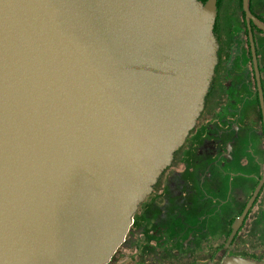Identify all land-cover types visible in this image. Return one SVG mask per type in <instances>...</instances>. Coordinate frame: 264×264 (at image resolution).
I'll return each mask as SVG.
<instances>
[{
  "label": "water",
  "instance_id": "water-1",
  "mask_svg": "<svg viewBox=\"0 0 264 264\" xmlns=\"http://www.w3.org/2000/svg\"><path fill=\"white\" fill-rule=\"evenodd\" d=\"M216 14L0 0V264L109 261L204 108Z\"/></svg>",
  "mask_w": 264,
  "mask_h": 264
},
{
  "label": "flooded vegetation",
  "instance_id": "flooded-vegetation-1",
  "mask_svg": "<svg viewBox=\"0 0 264 264\" xmlns=\"http://www.w3.org/2000/svg\"><path fill=\"white\" fill-rule=\"evenodd\" d=\"M204 108L105 264L264 261V0H217Z\"/></svg>",
  "mask_w": 264,
  "mask_h": 264
},
{
  "label": "trees",
  "instance_id": "trees-1",
  "mask_svg": "<svg viewBox=\"0 0 264 264\" xmlns=\"http://www.w3.org/2000/svg\"><path fill=\"white\" fill-rule=\"evenodd\" d=\"M201 2L205 3L207 0H200Z\"/></svg>",
  "mask_w": 264,
  "mask_h": 264
}]
</instances>
